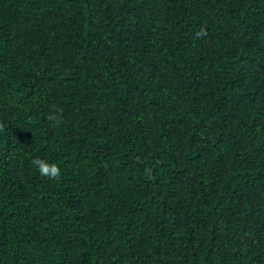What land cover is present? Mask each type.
I'll return each mask as SVG.
<instances>
[{"label":"trees","instance_id":"trees-1","mask_svg":"<svg viewBox=\"0 0 264 264\" xmlns=\"http://www.w3.org/2000/svg\"><path fill=\"white\" fill-rule=\"evenodd\" d=\"M0 122V264H264V0H0Z\"/></svg>","mask_w":264,"mask_h":264},{"label":"clouds","instance_id":"clouds-1","mask_svg":"<svg viewBox=\"0 0 264 264\" xmlns=\"http://www.w3.org/2000/svg\"><path fill=\"white\" fill-rule=\"evenodd\" d=\"M206 35H207V32L203 26L199 29V31L195 33V36L197 38H200ZM57 111H59V109H57ZM47 119L49 121H55L57 124L59 123V121L56 119L55 114L50 113ZM3 130H4V124L0 122V131H3ZM31 163L33 166L37 168L39 174L42 176H47L52 179H58L61 175L60 168L58 167L56 163H50L40 158L32 159Z\"/></svg>","mask_w":264,"mask_h":264}]
</instances>
